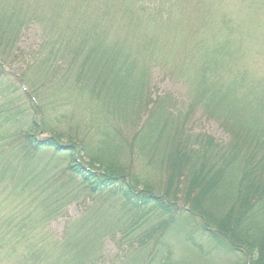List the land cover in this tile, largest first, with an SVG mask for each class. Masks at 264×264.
Wrapping results in <instances>:
<instances>
[{
	"label": "trees",
	"instance_id": "trees-1",
	"mask_svg": "<svg viewBox=\"0 0 264 264\" xmlns=\"http://www.w3.org/2000/svg\"><path fill=\"white\" fill-rule=\"evenodd\" d=\"M243 1L0 0V264H264V0ZM84 197L120 210L109 262L106 227H49Z\"/></svg>",
	"mask_w": 264,
	"mask_h": 264
},
{
	"label": "rangeland",
	"instance_id": "rangeland-1",
	"mask_svg": "<svg viewBox=\"0 0 264 264\" xmlns=\"http://www.w3.org/2000/svg\"><path fill=\"white\" fill-rule=\"evenodd\" d=\"M245 4H240V9L247 11L246 6L247 3H250L249 0L243 1ZM251 3H253L251 1ZM237 4V3H236ZM258 8L256 6L254 9ZM262 14V13H261ZM189 16L188 18H190ZM259 33L264 35V22L261 25ZM260 34V35H261ZM242 40H248L247 38H242ZM196 130L198 132H206L213 136L216 140L219 142H227L228 137L226 133L220 128L219 124L215 121H206L202 119L201 117H197V123H195ZM66 146V145H64ZM67 147V146H66ZM97 173L96 171H94ZM17 192H19V189H17ZM115 212L120 213L119 209L114 210V206L111 202H103L100 200H93L91 197H84L80 202H74L72 205L68 207L67 212L64 214V217L58 218L53 220L49 227H51L52 231L59 235H62L65 229L66 222L68 220H78L79 218L85 217L86 221H90V223H98L99 225L106 227V229L109 231V236L106 238V241L104 243V250L106 252V257L109 260H111L113 257L120 254V248H119V242L122 239V230L120 226L116 225L117 218L119 215H117ZM115 215V216H114ZM128 221L131 220V218L126 217ZM130 219V220H129ZM130 223H125V226H130ZM152 227L151 224H147L145 222V226L141 228L138 232L142 233L146 230H149ZM123 248L126 249L127 245L124 244ZM184 249L182 251L177 250V255L184 254ZM176 255V256H177ZM189 261H192V257L186 253L185 255ZM242 258L241 255H239L236 260ZM233 259V261H235ZM180 260V259H179ZM244 260V259H243ZM214 264H226V262L219 261L217 259H213ZM245 264H250V261H243ZM198 264L201 262H197ZM207 264H213V263H207Z\"/></svg>",
	"mask_w": 264,
	"mask_h": 264
},
{
	"label": "water",
	"instance_id": "water-1",
	"mask_svg": "<svg viewBox=\"0 0 264 264\" xmlns=\"http://www.w3.org/2000/svg\"><path fill=\"white\" fill-rule=\"evenodd\" d=\"M60 149L66 150V149H69V147L62 146V147H60Z\"/></svg>",
	"mask_w": 264,
	"mask_h": 264
}]
</instances>
